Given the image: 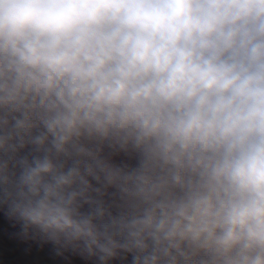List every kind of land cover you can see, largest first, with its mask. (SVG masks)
I'll return each mask as SVG.
<instances>
[{"label": "clouds", "instance_id": "1", "mask_svg": "<svg viewBox=\"0 0 264 264\" xmlns=\"http://www.w3.org/2000/svg\"><path fill=\"white\" fill-rule=\"evenodd\" d=\"M2 217L51 264H264V0H0Z\"/></svg>", "mask_w": 264, "mask_h": 264}, {"label": "crops", "instance_id": "2", "mask_svg": "<svg viewBox=\"0 0 264 264\" xmlns=\"http://www.w3.org/2000/svg\"><path fill=\"white\" fill-rule=\"evenodd\" d=\"M18 231L19 226L7 217L0 218V261L3 264H51L47 250L26 252V245L13 236Z\"/></svg>", "mask_w": 264, "mask_h": 264}]
</instances>
